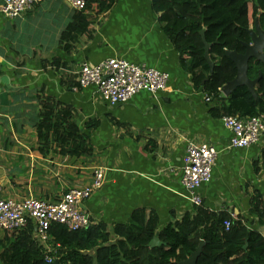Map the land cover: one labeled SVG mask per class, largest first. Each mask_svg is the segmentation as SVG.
<instances>
[{
  "label": "crops",
  "instance_id": "obj_1",
  "mask_svg": "<svg viewBox=\"0 0 264 264\" xmlns=\"http://www.w3.org/2000/svg\"><path fill=\"white\" fill-rule=\"evenodd\" d=\"M75 14L65 0H44L15 17L0 10V195L57 200L69 188L90 184L101 168L102 185L81 206L91 221L126 222L133 210L148 207L162 227L195 210L181 181L187 143L194 140L218 150L211 180L197 190L202 203L229 210L264 234L250 214L251 196L264 194V169L255 168L264 134L248 147L228 148L231 131L211 114L215 101L194 84L152 0H117L103 13L89 12L92 34L74 31L62 40ZM113 57L168 72L167 87L111 104L94 85L79 84L83 62ZM41 95L53 97L59 108L69 106L89 153L41 147ZM13 237L0 228V255Z\"/></svg>",
  "mask_w": 264,
  "mask_h": 264
},
{
  "label": "trees",
  "instance_id": "obj_2",
  "mask_svg": "<svg viewBox=\"0 0 264 264\" xmlns=\"http://www.w3.org/2000/svg\"><path fill=\"white\" fill-rule=\"evenodd\" d=\"M116 1L87 0L84 9L76 10L62 40L74 31L91 35L88 13H103ZM152 6L160 13L162 28L180 53L182 64L193 74L194 84L215 101L210 108L213 116L264 114L263 61L249 60L250 78H257L262 71L256 83L257 98L246 85L227 97L222 94L224 84L237 74V66L226 50L244 52V43L251 40L248 30L256 21L264 29V0H152ZM203 29L212 44L209 55L215 64L213 73L205 57ZM40 104L36 129L41 147L56 145L65 154L89 153L92 147L72 120L69 106L59 108V103L48 95L40 96ZM255 168L264 169V148ZM250 214L264 225L261 191L251 196ZM226 220L231 221L228 229ZM159 224V214L148 207L136 208L126 222L113 225L91 221L87 228L69 230L53 224L50 233L56 251L52 253L60 264H182L204 241L197 264H264V234L229 210H213L202 203L179 220L162 227ZM8 232L14 237L0 255L4 264H55L46 260L45 247L35 240L33 223ZM156 236L161 243L150 244Z\"/></svg>",
  "mask_w": 264,
  "mask_h": 264
},
{
  "label": "built area",
  "instance_id": "obj_3",
  "mask_svg": "<svg viewBox=\"0 0 264 264\" xmlns=\"http://www.w3.org/2000/svg\"><path fill=\"white\" fill-rule=\"evenodd\" d=\"M44 0H3L0 10L6 16L15 17ZM76 10L85 8L87 0H65ZM77 73V81L82 87L94 85L97 92L111 104L126 102L142 90L156 93L167 87L169 73L145 64H137L123 58H107L97 64L83 62ZM205 99L211 101V96ZM224 125L231 131L228 148L248 147L257 143L264 134V114L224 115ZM218 150L212 144L191 140L187 143L182 167V184L186 187L194 205L202 204L198 188L212 178ZM104 171L94 170L90 184L72 187L63 192L57 200L27 197L21 200L0 195V228L19 231L29 223L34 224V238L46 249V260L55 262L52 252L50 229L53 224H62L69 230L87 228L91 220L82 209L83 202L103 183ZM226 229L231 221L224 222Z\"/></svg>",
  "mask_w": 264,
  "mask_h": 264
},
{
  "label": "water",
  "instance_id": "obj_4",
  "mask_svg": "<svg viewBox=\"0 0 264 264\" xmlns=\"http://www.w3.org/2000/svg\"><path fill=\"white\" fill-rule=\"evenodd\" d=\"M251 40L250 42H245V51L239 52L237 50H226V55L233 60V62L237 66V74L233 80L228 81L222 87V91L225 94L232 93L236 88L241 85H246L248 90L253 94L255 98L258 97V93L256 90V83L260 80L262 76V71L259 72L257 78L252 79L248 76V69H249V60L251 58H256L260 61L264 62V29L261 28L258 21L255 22V26L251 27L248 30ZM203 41L205 43V57L210 66V73L214 71V62L210 58L209 49L211 47V43L206 40L205 37V29L201 32ZM206 78L205 80H207ZM204 80V81H205ZM159 237H154L150 244L156 245L160 244ZM204 241L200 243L197 249L193 252V254L186 260L182 261V264H197L198 256L202 251ZM55 264H60L58 260L54 262Z\"/></svg>",
  "mask_w": 264,
  "mask_h": 264
}]
</instances>
